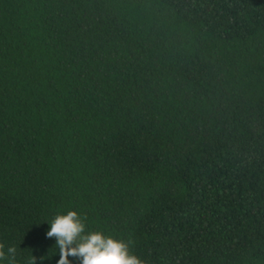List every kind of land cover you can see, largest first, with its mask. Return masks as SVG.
<instances>
[{"label":"trees","instance_id":"1","mask_svg":"<svg viewBox=\"0 0 264 264\" xmlns=\"http://www.w3.org/2000/svg\"><path fill=\"white\" fill-rule=\"evenodd\" d=\"M69 210L146 264H264V0H0V243L57 264Z\"/></svg>","mask_w":264,"mask_h":264},{"label":"clouds","instance_id":"2","mask_svg":"<svg viewBox=\"0 0 264 264\" xmlns=\"http://www.w3.org/2000/svg\"><path fill=\"white\" fill-rule=\"evenodd\" d=\"M87 217L76 210L66 214H57L49 222L46 233L48 238H55V248L59 250L57 264H72L70 257L80 264H146V261L131 251L134 241L106 235L103 229L90 230L86 224ZM17 248L0 243V260L7 264H16ZM36 257L31 254L28 264H36ZM41 260L44 257L40 258Z\"/></svg>","mask_w":264,"mask_h":264}]
</instances>
